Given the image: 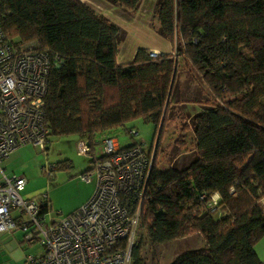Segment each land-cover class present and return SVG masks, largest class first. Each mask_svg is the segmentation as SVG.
<instances>
[{
	"label": "trees",
	"instance_id": "16d2710c",
	"mask_svg": "<svg viewBox=\"0 0 264 264\" xmlns=\"http://www.w3.org/2000/svg\"><path fill=\"white\" fill-rule=\"evenodd\" d=\"M107 1L129 10L140 2ZM156 15L172 50L151 58L139 48L129 64L117 65L122 30L80 0H0L6 39L59 57L44 98L49 136L91 141L135 119L158 128L151 199L140 221L148 242L198 233L206 248L170 264H264L254 250L264 237V0H158ZM180 62L209 96L189 118L195 139L189 163L158 170L156 148L178 92ZM212 194L218 202L209 209ZM141 246L138 238L134 264H141Z\"/></svg>",
	"mask_w": 264,
	"mask_h": 264
},
{
	"label": "built area",
	"instance_id": "2783aa9c",
	"mask_svg": "<svg viewBox=\"0 0 264 264\" xmlns=\"http://www.w3.org/2000/svg\"><path fill=\"white\" fill-rule=\"evenodd\" d=\"M157 55L149 51L151 58ZM58 60L33 42L6 39L0 28V233L19 231L25 244L39 247L38 253L26 254L22 264H134L142 211L151 199L154 159V146L138 142L136 130L126 131L133 141L125 146L107 134L100 135L98 144L78 139V154L88 158L79 177L86 182L94 178L95 187L66 216L51 211L47 191L24 197L26 178L9 175L1 166L22 146L47 150L43 106L48 75ZM52 171L53 165L45 173L50 176ZM217 202L218 195L212 194L208 208Z\"/></svg>",
	"mask_w": 264,
	"mask_h": 264
},
{
	"label": "rangeland",
	"instance_id": "374dc122",
	"mask_svg": "<svg viewBox=\"0 0 264 264\" xmlns=\"http://www.w3.org/2000/svg\"><path fill=\"white\" fill-rule=\"evenodd\" d=\"M80 1L122 30L124 38L118 45L115 58L117 65L129 64L139 48H155L161 54H167L172 50L170 41L158 32L159 23L156 15L158 0H140L133 10L111 4L107 0ZM177 89V94L172 97L169 119L160 134L156 148L158 170L181 168L189 163L195 150V139L189 128V118L209 96L207 90L197 81L193 71L183 62L179 63ZM128 128L137 131L135 137L145 147L149 148L152 144L154 146L158 128L153 123L141 119L132 120L123 126H116L101 133L117 138L119 144L125 146L133 141L126 133ZM99 140L100 135H95V143L98 144ZM77 142V136H49L45 152L30 145L22 146L3 160L1 166L9 175H22L26 178L27 183L22 191L24 197L29 198L47 191L51 211L58 212V216H66L80 206L85 196H91L95 187L94 178L86 182L79 177L86 171L88 158L78 154ZM64 161L70 163L71 167H57L50 172V176L45 173L48 166H58ZM219 215L220 212L215 213L216 217ZM138 238L142 243L139 255L141 264H170L184 252L206 248L203 237L198 233L152 245L148 242L145 228L141 225L136 241ZM254 250L258 258L264 261V237L255 244ZM19 258L20 253L13 238L7 234H0V264H17Z\"/></svg>",
	"mask_w": 264,
	"mask_h": 264
},
{
	"label": "crops",
	"instance_id": "0c3cea01",
	"mask_svg": "<svg viewBox=\"0 0 264 264\" xmlns=\"http://www.w3.org/2000/svg\"><path fill=\"white\" fill-rule=\"evenodd\" d=\"M149 51H155L157 54H161L157 49L155 48H145ZM90 196H85L84 199H83V202L80 204L82 205ZM260 204L262 207H264V197L261 198L260 200ZM77 209V208H76ZM75 209V210H76ZM73 212V211H72ZM70 212V213H72ZM68 213V214H70ZM67 214V215H68ZM0 234H7V235H10L11 238H13V242L16 244V246L18 247V251L20 253V258L18 260V263L17 264H22V261H23V258L26 254H29V253H32V254H35V253H38L40 251L39 247L36 246V245H28V244H25L23 241H22V234L19 232V231H15V232H2Z\"/></svg>",
	"mask_w": 264,
	"mask_h": 264
}]
</instances>
